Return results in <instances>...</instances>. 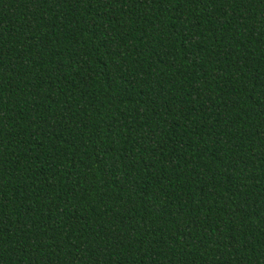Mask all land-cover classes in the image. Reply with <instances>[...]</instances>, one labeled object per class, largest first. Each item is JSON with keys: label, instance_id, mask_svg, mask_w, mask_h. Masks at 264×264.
<instances>
[{"label": "trees", "instance_id": "1", "mask_svg": "<svg viewBox=\"0 0 264 264\" xmlns=\"http://www.w3.org/2000/svg\"><path fill=\"white\" fill-rule=\"evenodd\" d=\"M0 264H264V0H0Z\"/></svg>", "mask_w": 264, "mask_h": 264}]
</instances>
